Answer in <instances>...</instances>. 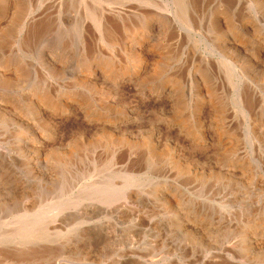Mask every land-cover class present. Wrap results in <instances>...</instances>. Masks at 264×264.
<instances>
[{
  "label": "rangeland",
  "instance_id": "rangeland-1",
  "mask_svg": "<svg viewBox=\"0 0 264 264\" xmlns=\"http://www.w3.org/2000/svg\"><path fill=\"white\" fill-rule=\"evenodd\" d=\"M0 17V264H264V0Z\"/></svg>",
  "mask_w": 264,
  "mask_h": 264
},
{
  "label": "bare ground",
  "instance_id": "bare-ground-1",
  "mask_svg": "<svg viewBox=\"0 0 264 264\" xmlns=\"http://www.w3.org/2000/svg\"><path fill=\"white\" fill-rule=\"evenodd\" d=\"M24 2V1H23ZM17 14V13H16ZM196 14V13H195ZM1 18V17H0ZM14 20V19H13ZM194 20V19H193ZM195 24V23H194ZM102 25V24H101ZM106 25V24H105ZM108 29V28H107ZM108 38V37H107ZM7 39V38H6ZM105 39V38H104ZM4 40V39H3ZM1 45V44H0ZM11 54V53H10ZM159 59V58H158ZM156 60V59H155ZM16 62V61H15ZM247 64V63H246ZM103 66V65H102ZM105 66V65H104ZM12 67V66H11ZM16 67H17V65H16ZM245 67V66H244ZM4 68V67H3ZM20 68V67H19ZM104 68V67H103ZM164 68V67H163ZM110 69V68H109ZM6 70V69H5ZM9 70V69H8ZM20 70H22V69H20ZM103 70V69H102ZM89 71V73H93V75L92 76H94V75H96V76H98L97 74H94L95 72V69L94 68H92L91 70H88ZM104 71H106V70H104ZM17 72V71H16ZM23 72H26V71H23ZM153 72V71H152ZM151 72V73H152ZM2 73V72H1ZM123 73V72H122ZM4 74V73H3ZM103 74V73H102ZM158 74V73H157ZM14 75V74H13ZM22 75V74H21ZM115 75V74H114ZM153 75V74H152ZM26 76V75H25ZM96 76H95V78H96ZM8 77H9V75H8ZM11 77V76H10ZM9 77V78H10ZM22 77V76H21ZM86 77V76H85ZM84 77V78H85ZM1 78V77H0ZM4 78V77H3ZM6 78V77H5ZM157 78V77H156ZM11 79V78H10ZM91 79V78H90ZM114 79V78H113ZM130 79V78H129ZM150 79V78H149ZM13 80V79H12ZM12 80H10V82L12 81ZM87 80V79H86ZM9 81V80H8ZM14 81V80H13ZM89 81V80H88ZM87 81V82H88ZM91 81V80H90ZM147 81V80H146ZM172 81V80H171ZM174 81V80H173ZM172 81V82H173ZM10 82H8V83H10ZM168 82H170V81H168ZM1 83V82H0ZM93 83V82H92ZM106 84H108V83H106ZM113 84V83H112ZM175 84V83H174ZM3 85V84H2ZM177 85V84H176ZM133 88V87H132ZM149 88V87H148ZM158 87H156V89H157ZM38 89V88H37ZM44 89V88H43ZM139 89V88H138ZM173 89V88H172ZM35 90V89H34ZM116 90V89H115ZM154 90V89H153ZM198 90V89H197ZM203 90V89H202ZM35 91H37V90H35ZM44 91H45V89H44ZM121 91V90H120ZM135 91V90H134ZM172 90H171V85L169 84V86L167 85V86H165L164 88H163V90H162V95L163 96H165V99H166V97H170V95H169V93L171 92ZM149 92V91H148ZM205 92V91H204ZM46 93V92H45ZM68 93H69V91H68ZM147 93V92H146ZM199 93V92H198ZM39 94V93H38ZM40 94H42V93H40ZM71 94V93H70ZM74 94V93H73ZM49 95V94H48ZM69 95V94H68ZM75 95V94H74ZM143 95V94H142ZM158 95V94H157ZM173 95V94H172ZM43 96V95H42ZM70 96V95H69ZM72 96V95H71ZM148 96V95H147ZM39 97V96H38ZM73 97V96H72ZM75 97V96H74ZM80 97V96H79ZM149 97V96H148ZM155 97V96H154ZM161 97V96H160ZM42 98V100H43V97H40V99ZM50 98V97H49ZM48 98V99H49ZM52 98V97H51ZM66 98V97H65ZM47 99V98H46ZM56 99V98H55ZM67 99V98H66ZM38 100H39V98H38ZM170 100V99H169ZM195 100V102L192 104V107L194 108V111H198V110H200V105L203 103V102H205V101H209V103H210V107L213 109L214 107H215V104H216V97L213 95V93L212 92H208V89H207V92L206 93H204V94H199V97L197 98V99H194ZM44 101V100H43ZM72 101V100H71ZM104 101V100H103ZM110 101V100H109ZM42 102V101H41ZM34 103V102H33ZM181 103V102H180ZM43 104V103H42ZM41 104V105H42ZM172 104V103H171ZM243 104V103H242ZM180 105H182V103L180 104ZM50 106V105H49ZM174 106V105H173ZM176 106H177V103H176ZM175 106V107H176ZM47 107V106H46ZM183 107V106H182ZM101 108V107H100ZM184 108V107H183ZM95 109V108H94ZM175 109V108H174ZM177 109H179V108H177ZM89 110V109H88ZM168 110V109H167ZM176 110V109H175ZM54 112V111H53ZM58 112V111H57ZM175 112V111H174ZM192 112V111H191ZM52 113V112H51ZM173 113V112H172ZM101 114V113H100ZM170 115V114H169ZM97 117H98V115H97ZM107 118V117H106ZM182 118V117H181ZM96 120V119H95ZM99 120V119H98ZM110 121V120H109ZM112 121V120H111ZM181 121V120H180ZM167 122V121H166ZM99 125V124H98ZM102 126V125H101ZM99 128V127H98ZM101 128H103V127H101ZM104 129V128H103ZM219 129V128H218ZM101 131V130H100ZM108 132V131H107ZM112 133V132H111ZM99 135V134H98ZM107 135V134H106ZM94 136H97V134L96 135H94ZM113 136H115V135H113ZM119 136V135H118ZM127 136V135H126ZM90 137V136H89ZM105 137V136H104ZM97 138V137H96ZM114 138V137H113ZM130 138V137H129ZM128 138V139H129ZM150 138V137H149ZM90 139V138H89ZM88 139V140H89ZM119 139V138H118ZM124 140V139H123ZM153 140V139H152ZM90 141V140H89ZM125 141V140H124ZM154 141V140H153ZM76 142V141H75ZM112 142V141H111ZM141 142V141H140ZM144 142V141H143ZM72 143H73V141H72ZM110 143V142H109ZM94 144V143H93ZM108 144V143H107ZM140 144V143H139ZM142 144V143H141ZM148 144H150V143H148ZM78 145V144H77ZM76 146V145H75ZM148 146V145H147ZM152 147H153V144H152ZM53 148V147H52ZM136 148H137V146H136ZM151 148V147H150ZM71 149V148H70ZM130 149V148H129ZM152 149V151H153V153L155 152V149L154 148H151ZM63 150V149H62ZM68 151V150H67ZM66 151V152H67ZM151 151V150H150ZM56 153V152H55ZM54 153V154H55ZM163 153V152H162ZM75 154V153H74ZM149 154H150V152H149ZM148 154V155H149ZM150 155H152V154H150ZM56 156V155H55ZM64 157V156H63ZM170 160V159H169ZM170 163V162H169ZM174 165V164H173ZM183 169V168H182Z\"/></svg>",
  "mask_w": 264,
  "mask_h": 264
}]
</instances>
